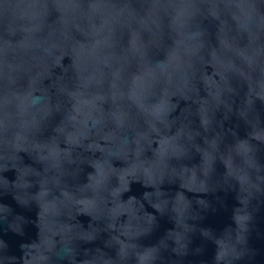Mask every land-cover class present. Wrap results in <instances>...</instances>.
<instances>
[{"label": "water", "instance_id": "water-1", "mask_svg": "<svg viewBox=\"0 0 264 264\" xmlns=\"http://www.w3.org/2000/svg\"><path fill=\"white\" fill-rule=\"evenodd\" d=\"M0 264H264V0H0Z\"/></svg>", "mask_w": 264, "mask_h": 264}]
</instances>
